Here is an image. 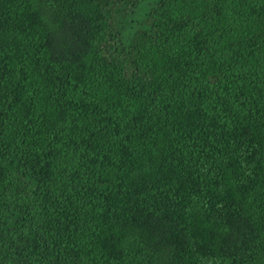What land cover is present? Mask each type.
Wrapping results in <instances>:
<instances>
[{
	"label": "trees",
	"instance_id": "16d2710c",
	"mask_svg": "<svg viewBox=\"0 0 264 264\" xmlns=\"http://www.w3.org/2000/svg\"><path fill=\"white\" fill-rule=\"evenodd\" d=\"M0 264H264V0H0Z\"/></svg>",
	"mask_w": 264,
	"mask_h": 264
}]
</instances>
